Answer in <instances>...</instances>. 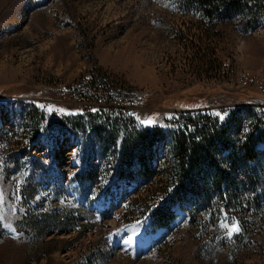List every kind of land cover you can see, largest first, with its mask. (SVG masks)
Masks as SVG:
<instances>
[{
	"label": "rangeland",
	"instance_id": "obj_1",
	"mask_svg": "<svg viewBox=\"0 0 264 264\" xmlns=\"http://www.w3.org/2000/svg\"><path fill=\"white\" fill-rule=\"evenodd\" d=\"M181 1L0 0V264H264V228L246 232L227 211L241 229L229 237L223 215L191 214L193 199L176 205L170 228H155L145 201L164 173L149 186L117 184L110 161L84 155L59 122L101 105L80 96L96 67L128 114L156 121L145 128L175 129L188 111L227 119L264 108V12L247 29L210 24ZM199 50L216 52L221 76L199 66ZM35 106L47 134L25 125ZM88 159L99 176L84 184Z\"/></svg>",
	"mask_w": 264,
	"mask_h": 264
},
{
	"label": "trees",
	"instance_id": "obj_2",
	"mask_svg": "<svg viewBox=\"0 0 264 264\" xmlns=\"http://www.w3.org/2000/svg\"><path fill=\"white\" fill-rule=\"evenodd\" d=\"M181 3L187 10L198 9L210 24L235 19L247 29L255 27L264 12V0ZM197 54L199 66L207 67L206 73L212 72L217 78L223 74L215 51L208 58L200 55V50ZM90 74L80 96L101 105L97 110L90 106L85 107V113L64 115L59 122L81 137L84 155L97 151L110 161L117 184L134 180L149 186L158 173H164V183L149 196L150 204L145 201L155 228H170L177 217L176 205L190 199L194 201L191 214L207 211L218 218L222 215L219 209H226L239 217L244 231L264 228L263 107L244 106L232 111L227 119L188 111L173 120L175 129L145 128L128 114V105L119 92L111 91L102 67ZM26 116L25 125L31 127L34 136L47 134L43 129L48 122L45 111L35 106ZM158 145L163 146L160 153ZM82 167L78 174L82 171L80 180L84 184L99 176L97 164L89 159Z\"/></svg>",
	"mask_w": 264,
	"mask_h": 264
},
{
	"label": "snow or ice",
	"instance_id": "obj_3",
	"mask_svg": "<svg viewBox=\"0 0 264 264\" xmlns=\"http://www.w3.org/2000/svg\"><path fill=\"white\" fill-rule=\"evenodd\" d=\"M49 110L51 111V108H49ZM64 111H65L64 109H60V112H64ZM216 115L220 117L221 119H223L220 113H216ZM137 119L140 121L141 125H144V126H154L156 123V121L152 118H148L144 120V119H141L140 117H137ZM3 202H4V194L2 191H0V204H3ZM219 211L223 215V222L221 223V227L226 229V234L229 237H231L233 233H238L241 230L239 221H237L235 217L230 218L226 209H219ZM3 220H4V217L0 215V222H2Z\"/></svg>",
	"mask_w": 264,
	"mask_h": 264
}]
</instances>
